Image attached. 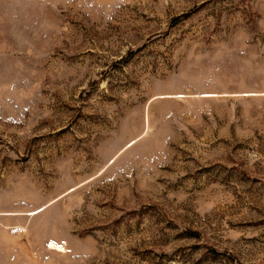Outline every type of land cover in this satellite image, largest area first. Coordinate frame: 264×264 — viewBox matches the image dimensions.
Segmentation results:
<instances>
[{"label":"rangeland","instance_id":"1","mask_svg":"<svg viewBox=\"0 0 264 264\" xmlns=\"http://www.w3.org/2000/svg\"><path fill=\"white\" fill-rule=\"evenodd\" d=\"M0 264H264V0H0Z\"/></svg>","mask_w":264,"mask_h":264},{"label":"bare ground","instance_id":"2","mask_svg":"<svg viewBox=\"0 0 264 264\" xmlns=\"http://www.w3.org/2000/svg\"><path fill=\"white\" fill-rule=\"evenodd\" d=\"M51 249H52V250H55V251H58V252H63L62 249L57 248V247H55V246H53V245L51 246Z\"/></svg>","mask_w":264,"mask_h":264}]
</instances>
